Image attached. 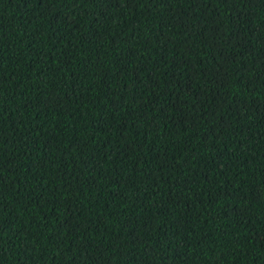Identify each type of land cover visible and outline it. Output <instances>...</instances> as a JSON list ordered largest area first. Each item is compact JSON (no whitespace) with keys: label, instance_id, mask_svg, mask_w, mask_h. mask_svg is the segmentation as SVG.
Here are the masks:
<instances>
[{"label":"trees","instance_id":"obj_1","mask_svg":"<svg viewBox=\"0 0 264 264\" xmlns=\"http://www.w3.org/2000/svg\"><path fill=\"white\" fill-rule=\"evenodd\" d=\"M0 264H264V0H0Z\"/></svg>","mask_w":264,"mask_h":264}]
</instances>
